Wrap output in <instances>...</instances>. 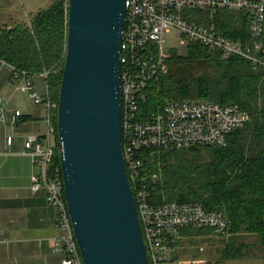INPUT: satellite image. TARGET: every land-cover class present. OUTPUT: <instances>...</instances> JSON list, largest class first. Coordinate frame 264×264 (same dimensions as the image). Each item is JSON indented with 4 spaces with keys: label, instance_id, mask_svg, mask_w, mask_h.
Returning <instances> with one entry per match:
<instances>
[{
    "label": "built area",
    "instance_id": "1",
    "mask_svg": "<svg viewBox=\"0 0 264 264\" xmlns=\"http://www.w3.org/2000/svg\"><path fill=\"white\" fill-rule=\"evenodd\" d=\"M128 13L121 52L123 153L127 172L139 212L150 264H183L173 257L176 239L184 230H210L216 237L229 236V221L221 214L207 211L201 204H154L151 188L160 180L157 173H147L141 155L163 150L225 148L229 137L251 122V116L235 104L212 101H167L161 108L148 111V86L168 71L171 54L164 39L172 31L183 43L200 46L225 58H238L253 67H264V0H127ZM240 13L249 26L251 42H234L216 30L220 13ZM0 66L12 70L15 89L28 93L36 105L48 110L46 136L30 137L26 153L38 172L32 176V192H45L48 205L55 210L57 237L55 252L62 254L60 264H84L66 196L61 165L56 156L54 112L58 104L51 101L48 90L40 96L34 75L22 72L0 59ZM41 76L47 80L49 73ZM0 99V120H5ZM21 112L16 113V122ZM6 144H13L8 137Z\"/></svg>",
    "mask_w": 264,
    "mask_h": 264
},
{
    "label": "trees",
    "instance_id": "2",
    "mask_svg": "<svg viewBox=\"0 0 264 264\" xmlns=\"http://www.w3.org/2000/svg\"><path fill=\"white\" fill-rule=\"evenodd\" d=\"M69 10V0H54L31 16L29 24L0 31V59L34 76L48 72L47 90L58 105ZM215 23L224 37L243 44L251 42L248 21L240 13H220ZM167 64L168 71L148 86L146 110H157L167 101H212L240 106L250 114L251 122L234 132L225 148L144 152V171L160 177L151 188L152 202L201 204L207 211L223 215L230 230L222 261L241 259L245 250L257 251L264 261V67L225 58L199 44H190L185 58L172 55ZM53 121L54 162L61 165L57 112ZM196 233L200 236L209 231ZM245 238L257 241L238 245V240Z\"/></svg>",
    "mask_w": 264,
    "mask_h": 264
},
{
    "label": "water",
    "instance_id": "3",
    "mask_svg": "<svg viewBox=\"0 0 264 264\" xmlns=\"http://www.w3.org/2000/svg\"><path fill=\"white\" fill-rule=\"evenodd\" d=\"M57 112L64 193L84 264H150L123 153L127 0H69Z\"/></svg>",
    "mask_w": 264,
    "mask_h": 264
},
{
    "label": "crops",
    "instance_id": "4",
    "mask_svg": "<svg viewBox=\"0 0 264 264\" xmlns=\"http://www.w3.org/2000/svg\"><path fill=\"white\" fill-rule=\"evenodd\" d=\"M11 78L10 67L0 66V99L6 120H0V264H60L63 256L53 246L56 212L48 205L45 192H32L31 179L38 169L25 147L30 137L47 135L48 110L15 89ZM33 82L37 93L45 96L46 80L36 75ZM17 112L22 114L18 122ZM8 137L13 140L10 147Z\"/></svg>",
    "mask_w": 264,
    "mask_h": 264
},
{
    "label": "rangeland",
    "instance_id": "5",
    "mask_svg": "<svg viewBox=\"0 0 264 264\" xmlns=\"http://www.w3.org/2000/svg\"><path fill=\"white\" fill-rule=\"evenodd\" d=\"M54 0H0V31L19 23L29 24L31 16L39 10L49 7ZM164 48L171 56L185 58L188 56L189 43H183L176 31L169 33L164 39ZM181 232L176 239L173 257L183 264H264L257 251L245 250L241 259L223 262L222 250L228 238L216 237L210 230L208 234L197 235V229ZM256 239L245 238L238 240L239 244H254ZM252 252V251H251ZM257 254V255H256Z\"/></svg>",
    "mask_w": 264,
    "mask_h": 264
}]
</instances>
